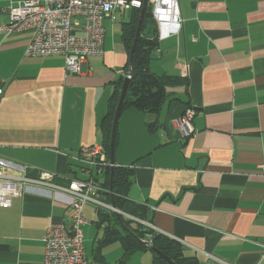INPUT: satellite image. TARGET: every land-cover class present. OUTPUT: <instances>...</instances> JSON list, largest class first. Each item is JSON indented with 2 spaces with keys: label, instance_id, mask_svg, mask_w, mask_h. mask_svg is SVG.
Masks as SVG:
<instances>
[{
  "label": "crops",
  "instance_id": "0c3cea01",
  "mask_svg": "<svg viewBox=\"0 0 264 264\" xmlns=\"http://www.w3.org/2000/svg\"><path fill=\"white\" fill-rule=\"evenodd\" d=\"M18 1L0 0V27ZM179 8L181 29L159 41L148 68L185 81L166 87L156 115L122 112L114 162L132 170L126 197L147 204L154 229L180 241L198 264H264V0H179ZM115 14L126 21L130 10L105 18L103 52L83 60L77 74L64 71L59 54L25 55L30 32L0 29L6 171L32 178L50 172L65 185L77 174L70 156L100 144V121L128 64ZM187 106L195 111L194 132L184 137L173 121ZM70 215L36 188L12 197L0 207V264H40L47 226ZM98 235L84 236L89 261ZM100 251L113 264L122 246L115 241ZM126 264L155 262L150 250H139Z\"/></svg>",
  "mask_w": 264,
  "mask_h": 264
},
{
  "label": "built area",
  "instance_id": "2783aa9c",
  "mask_svg": "<svg viewBox=\"0 0 264 264\" xmlns=\"http://www.w3.org/2000/svg\"><path fill=\"white\" fill-rule=\"evenodd\" d=\"M143 1L22 0L8 7V22L0 29L6 35L30 32L25 55L59 54L64 59V71L77 74L83 60L103 52L105 18L114 11L140 8ZM145 4L149 5L156 23L158 41L181 29L179 0H146ZM2 93L0 87V96ZM194 113V109L187 106L173 121L184 137L194 132ZM70 157L76 164L77 175L68 178L65 185L52 182L55 175L50 172H42L39 177L32 178L6 171L0 164V207L10 206L12 197L36 188L42 193L53 195L54 199L71 209L68 220L47 226L42 236L43 255L40 264H92L85 255L81 228L86 223L83 215L86 204L96 209L123 213L154 229L148 220L128 215L105 200L104 192L107 189L101 184L100 177L114 164L107 158L101 144L81 145ZM145 242L150 244L149 239Z\"/></svg>",
  "mask_w": 264,
  "mask_h": 264
},
{
  "label": "trees",
  "instance_id": "16d2710c",
  "mask_svg": "<svg viewBox=\"0 0 264 264\" xmlns=\"http://www.w3.org/2000/svg\"><path fill=\"white\" fill-rule=\"evenodd\" d=\"M140 9L141 7L131 8L129 19L121 22L120 35L128 54V64L125 67V73L114 81L106 112L99 125L100 144L109 160L112 152L113 161L110 162L114 164L113 167L106 169L100 181L107 189L104 192L107 202L112 203L117 209L128 215L150 221L147 216V204L131 201L126 197L132 174L131 168L116 165L114 162V150L118 141V119L122 112L129 108L152 115L158 114L167 96L166 87L185 80L175 75L157 74L148 68L152 52L159 46V41L156 38V23L151 16L148 4L144 6L139 35L133 46ZM126 74H130V78L115 124L111 146L116 107ZM157 125L156 118L147 122V128L150 131L155 130ZM96 211L98 218L95 223L98 226L102 224L103 229L101 235L96 238L95 246L92 249L93 259L90 261L92 264H111L104 260L100 250L101 247L115 241L121 244L122 253L113 264H126L129 256L139 250H150L155 264H198L197 257L186 255L183 244L177 239L115 211L101 209H96ZM148 239L150 244L145 242ZM151 248H154V250ZM157 252L163 254L168 260L161 257Z\"/></svg>",
  "mask_w": 264,
  "mask_h": 264
},
{
  "label": "rangeland",
  "instance_id": "374dc122",
  "mask_svg": "<svg viewBox=\"0 0 264 264\" xmlns=\"http://www.w3.org/2000/svg\"><path fill=\"white\" fill-rule=\"evenodd\" d=\"M125 13H128V10H125ZM114 16H115L116 19H120L119 15L115 14ZM125 17L126 16L123 15V18L120 19L119 23L124 21ZM154 54H155V50H153L152 56ZM154 59H156V58H152L151 60H154ZM84 216L90 222H89V224H87L86 226H82L81 228H82V230L84 232V236L86 238L90 237V240L92 241L94 239L93 237L96 236V233L100 235L101 231H102V226L95 227V225L93 223H91V220H95V219L97 220L96 208L93 205H91V204H86L84 206Z\"/></svg>",
  "mask_w": 264,
  "mask_h": 264
},
{
  "label": "water",
  "instance_id": "95a60500",
  "mask_svg": "<svg viewBox=\"0 0 264 264\" xmlns=\"http://www.w3.org/2000/svg\"><path fill=\"white\" fill-rule=\"evenodd\" d=\"M145 2L146 0L143 1V5L141 6V9H140V14H139V18H138V24H137V27H136V31H135V37H134V41H133V46L136 42V39H137V36L139 35V29H140V24H141V21L143 19V13H144V6H145ZM129 78H130V74H127L123 80V84H122V88H121V92H120V97H119V101H118V104H117V107H116V112H115V117H114V123H113V128H112V134H111V146L113 144V133H114V130H115V124L117 122V119H118V116H119V112H120V109H121V104H122V101L125 97V94H126V91H127V86H128V82H129ZM110 161H113V155H112V152L110 154ZM119 213V212H118ZM123 214V213H121ZM152 250H154V248H151ZM159 255H161V257H163L164 259L168 260L163 254H161L160 252H157Z\"/></svg>",
  "mask_w": 264,
  "mask_h": 264
}]
</instances>
